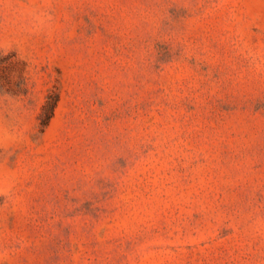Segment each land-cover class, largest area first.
<instances>
[{
	"label": "rangeland",
	"instance_id": "rangeland-1",
	"mask_svg": "<svg viewBox=\"0 0 264 264\" xmlns=\"http://www.w3.org/2000/svg\"><path fill=\"white\" fill-rule=\"evenodd\" d=\"M0 264H264V0H0Z\"/></svg>",
	"mask_w": 264,
	"mask_h": 264
},
{
	"label": "trees",
	"instance_id": "trees-1",
	"mask_svg": "<svg viewBox=\"0 0 264 264\" xmlns=\"http://www.w3.org/2000/svg\"><path fill=\"white\" fill-rule=\"evenodd\" d=\"M52 109H53V105L51 104V106L49 107V112L47 113V117L51 115Z\"/></svg>",
	"mask_w": 264,
	"mask_h": 264
}]
</instances>
